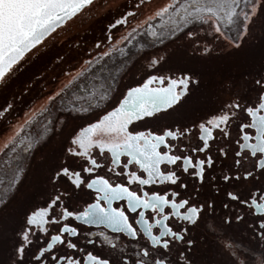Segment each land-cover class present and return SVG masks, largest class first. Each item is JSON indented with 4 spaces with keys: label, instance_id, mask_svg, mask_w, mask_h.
Instances as JSON below:
<instances>
[{
    "label": "snow or ice",
    "instance_id": "6c2138e0",
    "mask_svg": "<svg viewBox=\"0 0 264 264\" xmlns=\"http://www.w3.org/2000/svg\"><path fill=\"white\" fill-rule=\"evenodd\" d=\"M97 4L0 0V264H261L264 0H124L67 54ZM202 29L230 55L259 34L238 79L196 64L156 74L173 60L161 49H199ZM149 45L152 71L121 91ZM213 89L232 95L187 124H145Z\"/></svg>",
    "mask_w": 264,
    "mask_h": 264
},
{
    "label": "rangeland",
    "instance_id": "374dc122",
    "mask_svg": "<svg viewBox=\"0 0 264 264\" xmlns=\"http://www.w3.org/2000/svg\"><path fill=\"white\" fill-rule=\"evenodd\" d=\"M123 2L124 0H98L97 8L94 11L102 13L105 11V8L121 5ZM169 2L170 0H164L160 5L153 6V1L149 0V5L152 6L151 9L158 10L160 7ZM98 17L101 18V16ZM91 18H93V16H90V18L86 20L89 21V24L93 27L91 29V32L83 34V36L75 33L73 35H69V37H65V39L62 41V47L67 54H74L75 45H79L81 48H86L96 37L100 36L99 26L102 21H99L100 19H97V17L93 19ZM165 19L167 21V18ZM158 22L161 21L157 19L154 21V24L156 25ZM158 24L161 25V23ZM259 42V34H254L248 38L247 42L244 45V48L240 53L230 55L229 51L225 50L222 41L217 42L214 40L210 29L208 30L206 35L204 34V31L202 29L201 34L197 38V43L201 45L199 49H197L192 42L183 41H177V43L174 45L169 44L166 51L161 49L163 54H171L173 56V60L166 64L164 68H162L157 73L162 72L169 75H178L181 74V72L179 71L180 68L196 64L198 67H201L209 77L218 79L220 74L222 73L225 75H232L234 77H237L239 76V72L241 70L237 65L239 58L243 57L245 53H247L252 47L258 45ZM60 46L61 45H58V47ZM204 46L211 48L212 51L208 54H205L203 52ZM150 52H152V47H147L144 53H140V55H144L145 58L141 59L139 64L134 67L129 75L122 80L120 84L121 91L128 85L135 83L136 80L145 78L147 72L152 71L150 68H146V65L148 64L147 53ZM216 90L217 89H213L211 91L202 90L203 95L187 104L185 108L196 107L200 105V103L202 104V102L215 103L216 96H212V94H217ZM117 94H119V92ZM202 98H208L209 100L203 101ZM41 155V153H36L35 160L33 161L34 164H38L40 162Z\"/></svg>",
    "mask_w": 264,
    "mask_h": 264
},
{
    "label": "flooded vegetation",
    "instance_id": "af4514ba",
    "mask_svg": "<svg viewBox=\"0 0 264 264\" xmlns=\"http://www.w3.org/2000/svg\"><path fill=\"white\" fill-rule=\"evenodd\" d=\"M93 12H95V11H93ZM156 74H163L165 76L169 75L166 73L164 74L162 72L156 73ZM171 76L178 79L181 76V74L171 75ZM236 78L238 79L239 76H237ZM216 91H217V94H212V96H216L215 103L202 102V104L200 103V105H202V106L198 105L196 107H186V108L183 107L179 111H177L176 113H173L171 116L167 117L166 119H163L160 121L148 120V121H145V124L148 126H155V127H162L164 124H170V123H173L174 121H178L180 123L187 124L190 120L196 119L197 117L206 114L211 109H213L215 107H219L222 103H226L229 100L230 96L232 95V93H229V92H220L218 89ZM234 91L243 92V87L238 86L237 89H234ZM116 95L118 96L119 94H116ZM200 96H198V97H200ZM202 99H203V101L209 100L208 98H202ZM81 123H83V121ZM177 126H179V124ZM196 135H197L196 133H193V135L189 138L193 144L196 143ZM235 135H236L235 128H233V136H235ZM250 163L251 162H249V166H250ZM100 174H104V173L101 172ZM222 198H223V194L221 195V199ZM91 231H105V230L100 228V229H91ZM242 231H247V230L242 228ZM105 235L111 237L113 234L111 232L105 231ZM249 235H250V233H249ZM237 239L241 240L244 244L249 243V241L247 239H244L241 236H238ZM121 243H124V242L121 241ZM93 250L96 252H99L100 254H104V251H105L104 249H100V248L93 249ZM261 264H264V261H262Z\"/></svg>",
    "mask_w": 264,
    "mask_h": 264
},
{
    "label": "trees",
    "instance_id": "16d2710c",
    "mask_svg": "<svg viewBox=\"0 0 264 264\" xmlns=\"http://www.w3.org/2000/svg\"><path fill=\"white\" fill-rule=\"evenodd\" d=\"M152 1H153V3H152L153 6H158V5H160L164 0H152ZM150 7H152V6H150ZM103 13H104V12H102V13H98L97 11H95V12H92L91 16H93V18L98 17V16H101V18H100L99 21H102ZM93 18H91V19H93ZM89 25H90V24H89V21H86L84 27H81V28H78V29L73 30V32L70 33V34H68L66 37H69V35H73V34H75V33H78L79 35L83 36V34H86V33L91 32V29H92L93 27H92V26L89 27Z\"/></svg>",
    "mask_w": 264,
    "mask_h": 264
},
{
    "label": "built area",
    "instance_id": "2783aa9c",
    "mask_svg": "<svg viewBox=\"0 0 264 264\" xmlns=\"http://www.w3.org/2000/svg\"><path fill=\"white\" fill-rule=\"evenodd\" d=\"M165 20H166V19H165ZM158 23H161V22H158ZM158 23H157V24H158ZM157 24H156V25H157ZM156 25H155V26H156ZM144 41H145V40H141L140 43H141V44H144ZM148 47H151V45H149ZM9 179H11V176H10V175H6L5 172H4L3 170H0V182L6 181V180H9ZM0 186H2V185H0Z\"/></svg>",
    "mask_w": 264,
    "mask_h": 264
},
{
    "label": "bare ground",
    "instance_id": "6f19581e",
    "mask_svg": "<svg viewBox=\"0 0 264 264\" xmlns=\"http://www.w3.org/2000/svg\"><path fill=\"white\" fill-rule=\"evenodd\" d=\"M160 26V24H157V27H159ZM144 43H146V40L144 41Z\"/></svg>",
    "mask_w": 264,
    "mask_h": 264
}]
</instances>
